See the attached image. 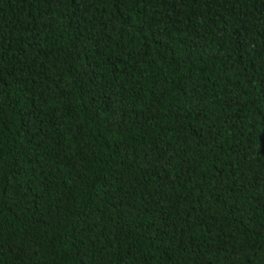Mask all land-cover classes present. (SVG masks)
Returning a JSON list of instances; mask_svg holds the SVG:
<instances>
[{"label":"trees","instance_id":"obj_1","mask_svg":"<svg viewBox=\"0 0 264 264\" xmlns=\"http://www.w3.org/2000/svg\"><path fill=\"white\" fill-rule=\"evenodd\" d=\"M0 264H264V0H0Z\"/></svg>","mask_w":264,"mask_h":264}]
</instances>
